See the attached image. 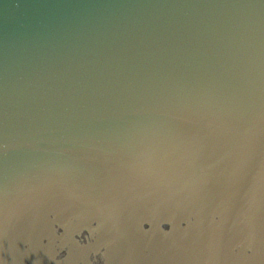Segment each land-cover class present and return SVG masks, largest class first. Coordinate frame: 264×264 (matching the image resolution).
<instances>
[{
  "label": "water",
  "instance_id": "obj_1",
  "mask_svg": "<svg viewBox=\"0 0 264 264\" xmlns=\"http://www.w3.org/2000/svg\"><path fill=\"white\" fill-rule=\"evenodd\" d=\"M0 264H264V0H0Z\"/></svg>",
  "mask_w": 264,
  "mask_h": 264
}]
</instances>
